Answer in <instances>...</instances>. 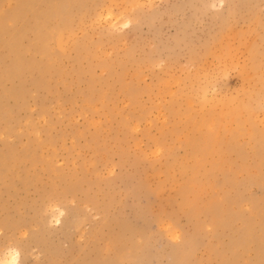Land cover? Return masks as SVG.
<instances>
[{"label": "rangeland", "instance_id": "374dc122", "mask_svg": "<svg viewBox=\"0 0 264 264\" xmlns=\"http://www.w3.org/2000/svg\"><path fill=\"white\" fill-rule=\"evenodd\" d=\"M263 248L264 0H0V260Z\"/></svg>", "mask_w": 264, "mask_h": 264}, {"label": "bare ground", "instance_id": "6f19581e", "mask_svg": "<svg viewBox=\"0 0 264 264\" xmlns=\"http://www.w3.org/2000/svg\"><path fill=\"white\" fill-rule=\"evenodd\" d=\"M0 264H18V252L14 251L8 253L0 260Z\"/></svg>", "mask_w": 264, "mask_h": 264}]
</instances>
